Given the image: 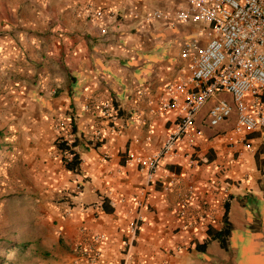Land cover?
<instances>
[{"label":"crops","instance_id":"crops-1","mask_svg":"<svg viewBox=\"0 0 264 264\" xmlns=\"http://www.w3.org/2000/svg\"><path fill=\"white\" fill-rule=\"evenodd\" d=\"M88 5L103 18L78 16ZM186 8L185 0H0V264H70L72 246L96 234L105 237L98 264H264L262 135L245 134L243 150L229 146L234 112L207 124L208 108L230 102L227 94L207 101L179 158L162 162L143 224L122 247L147 174L125 155L159 148L176 119L158 111L164 87L188 74L179 52L208 40L200 24L141 16ZM58 122L71 126L75 173L58 157ZM170 174L181 191L193 186L186 207L161 189Z\"/></svg>","mask_w":264,"mask_h":264},{"label":"built area","instance_id":"built-area-1","mask_svg":"<svg viewBox=\"0 0 264 264\" xmlns=\"http://www.w3.org/2000/svg\"><path fill=\"white\" fill-rule=\"evenodd\" d=\"M186 10L173 13L152 11L141 16L142 21L165 20L167 23H195L207 30L208 40L203 46L187 42L179 52V58L187 61V77L164 87V96L159 101L158 111H172L175 121L166 132L159 148L144 158L125 155L128 165L143 166L147 174L144 183L134 200V214L127 225V239L123 249L134 241L143 219L145 198L149 187L155 183L154 174L161 170L164 160H174L181 155L180 147L184 139L192 133L195 116L212 97L218 94L230 96V102L216 100L207 110V124L214 127L235 114L231 130L235 143L243 150H250L245 134L259 132L264 143V0H185ZM99 21L103 14L91 11L90 6L78 12ZM101 33L104 29L101 27ZM87 108L85 107L84 110ZM112 106L105 103L100 115L106 121L112 115ZM61 148L57 149L63 165L75 155L72 147L71 126L64 122L55 125ZM113 130V129H111ZM64 132V134H61ZM198 135V132H194ZM100 141V132L93 135ZM193 164L192 161H190ZM164 193L174 196L181 207H186L193 196V186L187 185L184 191L178 188L175 175L170 174L160 183ZM76 193L80 192L78 184ZM68 211L65 212L67 216ZM190 226V225H189ZM105 239L103 234L92 235L85 244L72 246L73 259L70 264H98L100 251L98 244Z\"/></svg>","mask_w":264,"mask_h":264},{"label":"trees","instance_id":"trees-1","mask_svg":"<svg viewBox=\"0 0 264 264\" xmlns=\"http://www.w3.org/2000/svg\"><path fill=\"white\" fill-rule=\"evenodd\" d=\"M55 146H56V148H58V149L61 148V144L59 143L58 139L55 141ZM78 165H79V160H78V158H77V156H76V154H75V155L73 156V158L71 159V161L68 162V163H66V164L64 165V167H65L67 170H69V171L75 173V172H77V170H78ZM225 234H226V232L224 231V232L219 233V234L217 235V238L220 239L221 243H223L222 241H223V238H224Z\"/></svg>","mask_w":264,"mask_h":264}]
</instances>
